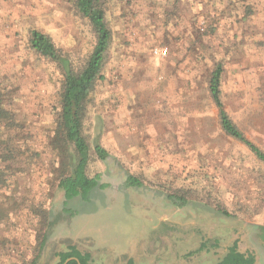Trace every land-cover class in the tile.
<instances>
[{"label":"rangeland","instance_id":"rangeland-1","mask_svg":"<svg viewBox=\"0 0 264 264\" xmlns=\"http://www.w3.org/2000/svg\"><path fill=\"white\" fill-rule=\"evenodd\" d=\"M105 8L113 39L84 120L99 185L69 202L71 217L59 186L77 159L60 118L65 71L30 39L50 35L78 72L97 37L76 0H0V264L39 252L37 264H58L71 247L93 261L96 249L106 264H216L235 243L264 264V163L223 133L209 91L222 63L226 110L264 150V0ZM129 174L144 185L126 186Z\"/></svg>","mask_w":264,"mask_h":264},{"label":"trees","instance_id":"trees-1","mask_svg":"<svg viewBox=\"0 0 264 264\" xmlns=\"http://www.w3.org/2000/svg\"><path fill=\"white\" fill-rule=\"evenodd\" d=\"M76 6L80 13L89 19L97 37L92 54L82 70L77 72L71 67L69 59L62 54L52 37L45 32L33 30L30 39L31 47L36 53L61 64L65 71L60 118L67 140L75 147L77 159L72 174L62 177L59 186L64 191V211L71 217L75 216L77 212L73 208H67L69 202L77 198L88 201L93 189L99 185V176L90 177L87 173L90 147L84 134V120L87 115L86 102L94 90L96 82L103 76L102 72L113 39V32L106 19L105 0H76ZM223 73L224 66L222 63H218L209 79V91L218 108L221 130L227 137L246 145L254 156L264 163V150L245 135L226 110L222 99ZM94 151L99 159L105 160L109 156L108 150L99 142L96 143ZM125 184L128 187L144 185L140 178L132 174L127 176ZM168 198L179 206L187 204V200L181 196L169 195ZM226 214L228 213L226 212ZM259 229L264 240V226H259ZM46 239L47 235L45 234L40 243V251L43 250ZM40 254L41 252L36 253L28 262L20 260L19 264H37ZM71 257H77L81 264H99L92 260L90 253H82L76 247L60 252L58 264H63ZM255 262L256 257L253 253L240 251L235 243L216 264H255ZM68 264H78V262L71 260Z\"/></svg>","mask_w":264,"mask_h":264},{"label":"crops","instance_id":"crops-1","mask_svg":"<svg viewBox=\"0 0 264 264\" xmlns=\"http://www.w3.org/2000/svg\"><path fill=\"white\" fill-rule=\"evenodd\" d=\"M77 215V214H76ZM62 231H64V229H61ZM59 237H61V238H68V239H70V240H78V239H83V238H89V237H71L70 235L68 236L67 235V233L65 232V233H62ZM97 249H98V247H96ZM98 251L95 249V252H94V255H93V258L95 259L94 261L96 262V263H99V264H106V262H105V258H103V255H101L100 253V256L98 255ZM130 255L131 257H133L132 256V254H129V253H123V254H121V255ZM120 255V256H121Z\"/></svg>","mask_w":264,"mask_h":264},{"label":"water","instance_id":"water-1","mask_svg":"<svg viewBox=\"0 0 264 264\" xmlns=\"http://www.w3.org/2000/svg\"><path fill=\"white\" fill-rule=\"evenodd\" d=\"M71 260H76L78 264H81L80 260L77 257L68 258L63 264H68V262H70Z\"/></svg>","mask_w":264,"mask_h":264},{"label":"built area","instance_id":"built-area-1","mask_svg":"<svg viewBox=\"0 0 264 264\" xmlns=\"http://www.w3.org/2000/svg\"><path fill=\"white\" fill-rule=\"evenodd\" d=\"M163 54H165V53H163Z\"/></svg>","mask_w":264,"mask_h":264}]
</instances>
